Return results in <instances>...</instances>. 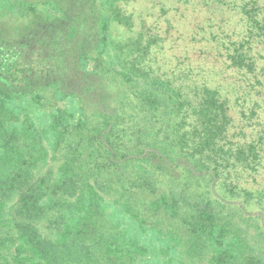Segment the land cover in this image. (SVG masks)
<instances>
[{"label": "trees", "instance_id": "1", "mask_svg": "<svg viewBox=\"0 0 264 264\" xmlns=\"http://www.w3.org/2000/svg\"><path fill=\"white\" fill-rule=\"evenodd\" d=\"M129 1L0 0V264H135L150 249L114 216L136 207L165 216L164 242L191 260L264 264L263 6L171 28ZM47 91L86 113L65 144L69 128L41 129L56 173L41 133L11 122ZM122 168L133 178L111 180Z\"/></svg>", "mask_w": 264, "mask_h": 264}, {"label": "rangeland", "instance_id": "2", "mask_svg": "<svg viewBox=\"0 0 264 264\" xmlns=\"http://www.w3.org/2000/svg\"><path fill=\"white\" fill-rule=\"evenodd\" d=\"M258 1L264 8V0ZM221 3H225L223 10L219 7ZM127 5L128 6L126 9L134 12V15L137 19L142 15V18L147 17L149 23L150 18L151 23L155 22V19H153L151 15L164 13L163 19L165 22H167L164 23V26L166 27L169 25L171 28L173 23L178 21V19H181L182 23H189V17L193 16L194 13H212L216 17L214 19V23L216 24L222 23L223 17L226 18L227 21H231V23H233L235 20L234 13L229 11L227 8V6H233L232 0H130L127 2ZM183 13H186L188 16L183 18L178 17ZM192 21L194 20H191V22ZM166 38V43L169 45L172 34H168ZM113 56L114 50L112 49H107V51L104 53V58L107 61L106 64L111 66L108 67L110 69L115 66L112 59ZM94 63V60H88L87 67L89 70L93 69ZM39 101V105L35 103L33 106L29 105L28 103H22L21 106L24 109H22L21 112H12V115L17 117V120L11 122L28 123L32 126L33 130L35 129L38 131V133H41L43 145L48 151V163L45 165L44 171H46L48 168H51L53 169L54 173H56L58 172L59 166L62 163L60 150L58 151L52 147V144L48 138L52 136V133L48 132V137H46L41 129L43 126L47 127L50 123H56L58 129L60 130H64L65 128L72 130V133H68L64 136L65 138L62 144L68 142L71 137L77 138V134L81 128L77 130V126H74L79 122L81 117L82 119H85L86 117V113L84 116L81 111L84 103L78 98L75 100L55 98L53 93L50 91L43 93ZM55 115L59 116L58 119L55 118ZM0 116H3V114L1 113ZM58 120L60 123H57ZM93 159L94 161H97V164H100L102 156L100 157V155L97 154ZM118 170L119 171L111 178V180L122 183V181L118 179L119 177L124 176V178L127 177V179L133 178L131 176V171H129L126 175H122L121 173L124 171V168ZM162 180L166 181L165 178H162ZM170 188L176 191V187L170 186ZM117 198V195L106 196L108 211L110 214L116 213V208L118 207V203L116 202V200L118 201ZM114 217L117 218V221L123 223V226L127 225L126 228H130V232L138 231L141 238L140 242L145 243V245L150 249L149 254L138 257L135 264H209L208 259L197 262L187 258L185 255H183L180 245H177L174 241L164 242V237L168 234V219L165 218V216H162V214L160 215V213H153L148 208H145L144 210L136 207L133 209V212H121ZM153 232L158 233V235L155 236L152 234ZM249 232L251 234L255 233L253 228H249ZM139 234L135 236L138 238ZM167 251L169 254H162L167 253Z\"/></svg>", "mask_w": 264, "mask_h": 264}]
</instances>
